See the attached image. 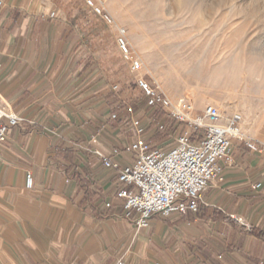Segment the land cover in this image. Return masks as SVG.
<instances>
[{
    "label": "crops",
    "instance_id": "0c3cea01",
    "mask_svg": "<svg viewBox=\"0 0 264 264\" xmlns=\"http://www.w3.org/2000/svg\"><path fill=\"white\" fill-rule=\"evenodd\" d=\"M68 3L0 0V108L19 119L2 144L0 264H264V134L254 123L244 134L259 150L233 141L232 163L195 214L155 215L145 229L137 214L125 218L116 172L93 152L133 137L111 119L116 98Z\"/></svg>",
    "mask_w": 264,
    "mask_h": 264
},
{
    "label": "rangeland",
    "instance_id": "374dc122",
    "mask_svg": "<svg viewBox=\"0 0 264 264\" xmlns=\"http://www.w3.org/2000/svg\"><path fill=\"white\" fill-rule=\"evenodd\" d=\"M64 1L87 46L96 52L108 92L116 98L111 116L131 107L151 149L174 148L178 126L160 110H146L138 77L172 100L189 99L198 113L213 105L223 117L240 114L243 132L254 123L264 134V0H97L115 24L126 29L142 63L135 74L120 57L114 29L82 0ZM123 123L124 135L132 138L129 118ZM157 123L162 132L156 130ZM125 156L136 159L135 153Z\"/></svg>",
    "mask_w": 264,
    "mask_h": 264
},
{
    "label": "built area",
    "instance_id": "2783aa9c",
    "mask_svg": "<svg viewBox=\"0 0 264 264\" xmlns=\"http://www.w3.org/2000/svg\"><path fill=\"white\" fill-rule=\"evenodd\" d=\"M82 1L103 24L114 29L115 45L128 70L132 74L141 71L142 63L132 51L126 29L115 24L97 0ZM135 82L146 101V110L158 109L177 124L176 146L168 152L151 149L142 139L145 133L142 121L131 107H126L121 115H112L111 119L118 121L128 117L133 129V141L121 149L114 147L108 152L96 150L93 156L104 169L116 172L121 185L117 198L123 202L125 218L137 214L134 225L138 229H145L155 215L168 218L172 214H195L202 195L221 173L222 163H232L233 141L242 142L251 152H257L259 147L242 133L240 114L223 117L213 105H206L198 113L187 98L172 100L153 88L143 77H138ZM4 119L7 124L3 122ZM18 122L19 119L5 107L0 108V160L9 127ZM163 129L157 123L156 130L162 132ZM131 153H135V161L125 156ZM122 156L124 164L120 165L114 159ZM25 184L27 188L32 186L30 174H27ZM115 264L125 262L118 260Z\"/></svg>",
    "mask_w": 264,
    "mask_h": 264
},
{
    "label": "bare ground",
    "instance_id": "6f19581e",
    "mask_svg": "<svg viewBox=\"0 0 264 264\" xmlns=\"http://www.w3.org/2000/svg\"><path fill=\"white\" fill-rule=\"evenodd\" d=\"M181 98V97H180ZM242 117V116H241ZM243 121V120H242ZM243 123V122H242ZM241 123V129H242V133L244 134V128H243V124ZM245 135V134H244ZM246 136V135H245Z\"/></svg>",
    "mask_w": 264,
    "mask_h": 264
}]
</instances>
